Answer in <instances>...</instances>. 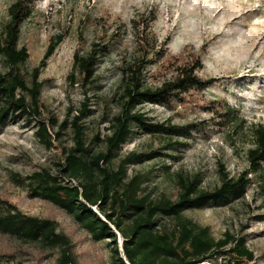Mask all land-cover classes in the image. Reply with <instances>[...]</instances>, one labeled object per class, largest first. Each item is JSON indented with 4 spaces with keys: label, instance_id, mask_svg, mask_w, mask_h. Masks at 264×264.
I'll return each mask as SVG.
<instances>
[{
    "label": "rangeland",
    "instance_id": "rangeland-1",
    "mask_svg": "<svg viewBox=\"0 0 264 264\" xmlns=\"http://www.w3.org/2000/svg\"><path fill=\"white\" fill-rule=\"evenodd\" d=\"M15 0H0V32L9 18L8 8ZM152 18L150 29L157 44L170 54H180L186 45L200 54L203 68L199 75L215 78L200 96V104L167 107L144 103L138 107L149 120L178 125H197L190 137L150 135L137 130L113 159L120 160L132 152L159 151L150 160L129 164L128 181L136 174L147 177L140 195L150 199L162 196L176 198V173L198 177L200 187L213 190L221 185V171L237 179L248 171L250 183L244 196L228 205L211 204L204 209L186 210L184 215L202 226H209L215 238L225 232L246 239L254 252L255 262L264 264V191L263 177L250 169L247 151L253 145L248 129L264 124V0H36L33 12L21 27L20 45L27 47L29 58L21 66L30 81L34 68L39 67L41 115L49 125L53 147H45L36 135L37 124L22 119H8L0 124V199L8 201L28 215L52 218L59 230L75 243L80 264H112L109 239L95 241L62 208L31 193L34 172L49 170L58 173L63 149L73 144L68 126L61 137L55 136L64 121L79 115L86 104L91 110L83 120L87 143L92 153L105 151V137L110 124L121 109L120 61L131 58L136 49L133 20ZM59 34L66 37L51 56L45 58L51 40ZM94 42L108 45L100 55L96 80L88 88L73 83L76 51L87 53ZM149 73L158 70L157 61ZM6 67L0 55V72ZM215 99L225 101L239 110L241 128H223L219 118L204 110L201 104ZM56 121L57 125L52 126ZM99 135V138H96ZM184 143L176 151L167 149L169 141ZM64 183H69L65 180ZM75 183V181H72ZM262 215V217H261ZM172 225V221H168ZM123 237L117 232L122 251ZM123 255V252H122ZM127 264L128 261L123 257ZM54 264V258L36 245H24L10 236L0 235V264ZM217 264H237L229 257Z\"/></svg>",
    "mask_w": 264,
    "mask_h": 264
},
{
    "label": "trees",
    "instance_id": "trees-1",
    "mask_svg": "<svg viewBox=\"0 0 264 264\" xmlns=\"http://www.w3.org/2000/svg\"><path fill=\"white\" fill-rule=\"evenodd\" d=\"M35 2L13 1L8 8L9 18L0 32V55L6 67L5 72H0V124L8 119L35 122L39 141L50 148L54 143L49 125L39 119L43 84L39 67L31 72L30 81L21 69L29 58L27 47L20 45L21 27L31 16ZM150 21L152 18L142 16L132 22L137 50L131 58L120 61L121 109L111 121V133L105 137L106 150L92 153V145L87 143L83 120L91 110L84 104L79 115L70 122L64 121L55 134L61 137L62 130L68 126L73 132V144L63 149L58 173L52 174L46 169L34 172L30 176L34 182L31 193L65 210L93 240L109 239L108 243L114 245L112 264H127L123 257L129 264H217L223 257H229V261L236 259L237 264L253 261L255 255L247 247L245 237L227 231L221 238H215L209 226H202L184 215L186 210L204 209L211 204L225 206L244 196L250 183L248 171L235 179L222 170L221 185L213 190L202 189L198 177L176 173V198L150 199L148 195H140L142 184L147 180L145 175L136 174L124 180L129 164L150 160L158 150L132 152L120 160L117 168L113 165V159L137 130L165 135L171 140V137H190L197 126L151 121L140 112L139 106L144 103L195 106L200 104L202 91L216 81L199 75L203 68L201 56L190 45L178 55L158 45ZM65 37L59 34L50 41L45 58L53 54ZM108 50V45L94 42L87 53L76 51L74 72L69 75L71 81L89 88L96 80L100 55ZM154 59L158 70L149 73ZM200 106L218 117V124L223 128L229 125L241 128L244 124L239 110L225 101L210 99ZM55 125L57 122H52V126ZM248 129L253 145L247 151V159L251 171L263 177L264 191V124H254ZM181 146L184 143L178 140L169 141L167 149L176 151ZM65 180L69 183H64ZM167 220H171L172 225ZM117 232L123 237L122 251L117 243ZM0 235L40 247L54 258V264H80L75 243L66 232L59 230L55 219L28 215L2 199Z\"/></svg>",
    "mask_w": 264,
    "mask_h": 264
},
{
    "label": "built area",
    "instance_id": "built-area-1",
    "mask_svg": "<svg viewBox=\"0 0 264 264\" xmlns=\"http://www.w3.org/2000/svg\"><path fill=\"white\" fill-rule=\"evenodd\" d=\"M253 262H255V260H253V261H247V262H244L243 264H252Z\"/></svg>",
    "mask_w": 264,
    "mask_h": 264
}]
</instances>
